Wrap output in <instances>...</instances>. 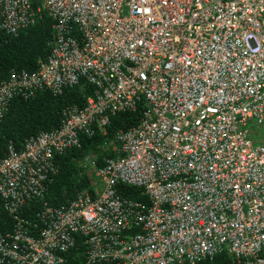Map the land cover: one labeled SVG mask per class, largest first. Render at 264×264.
Returning a JSON list of instances; mask_svg holds the SVG:
<instances>
[{
    "label": "built area",
    "instance_id": "1",
    "mask_svg": "<svg viewBox=\"0 0 264 264\" xmlns=\"http://www.w3.org/2000/svg\"><path fill=\"white\" fill-rule=\"evenodd\" d=\"M46 16L50 52L0 79V122L16 97L91 90L0 161V264H63L79 240L85 264H264V0H0L7 34ZM98 132L90 186L49 204L58 157Z\"/></svg>",
    "mask_w": 264,
    "mask_h": 264
},
{
    "label": "trees",
    "instance_id": "2",
    "mask_svg": "<svg viewBox=\"0 0 264 264\" xmlns=\"http://www.w3.org/2000/svg\"><path fill=\"white\" fill-rule=\"evenodd\" d=\"M52 26V20L46 16L19 35H10L0 30V79L8 77L12 70L32 72L38 68L39 61L50 52ZM89 90L91 89L76 86L60 95L41 91L31 98L16 97L0 122V161L7 157L9 146L13 145L17 151H21L28 137L58 128L63 110L69 105L84 102V96ZM140 114V110L118 113L107 127L108 137L119 128L130 127L138 122ZM106 138L107 136L100 132L92 138L85 136L82 148L70 150L58 157L61 171L48 184L46 199L49 204L58 206L67 203L74 198L77 191L90 186V176L86 169L79 165V160ZM119 191L126 197L146 200V197L141 196L140 189L122 185ZM41 208V201L32 200L23 212L27 211L26 216L27 213L37 212ZM12 225L13 220L5 211L0 198V229L10 231ZM85 251V245L79 240L78 244L66 253V261L63 264H85ZM200 264H235V261L223 253L213 262Z\"/></svg>",
    "mask_w": 264,
    "mask_h": 264
}]
</instances>
